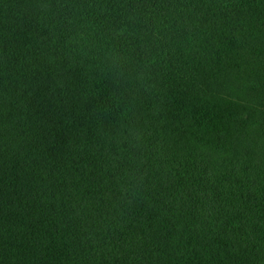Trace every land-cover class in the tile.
I'll return each instance as SVG.
<instances>
[{
    "label": "trees",
    "instance_id": "obj_1",
    "mask_svg": "<svg viewBox=\"0 0 264 264\" xmlns=\"http://www.w3.org/2000/svg\"><path fill=\"white\" fill-rule=\"evenodd\" d=\"M0 264H264V0H0Z\"/></svg>",
    "mask_w": 264,
    "mask_h": 264
}]
</instances>
